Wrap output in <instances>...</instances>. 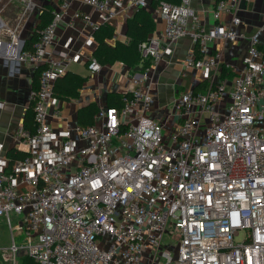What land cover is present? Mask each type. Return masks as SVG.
Returning <instances> with one entry per match:
<instances>
[{
  "label": "built area",
  "instance_id": "built-area-1",
  "mask_svg": "<svg viewBox=\"0 0 264 264\" xmlns=\"http://www.w3.org/2000/svg\"><path fill=\"white\" fill-rule=\"evenodd\" d=\"M82 1L99 18L89 45L100 25L127 8L156 4L164 32L139 45L142 63L149 64L123 92L121 108L100 106L94 123L68 120L55 129L49 116L65 119L55 82L81 54L47 47L73 0H58L53 19L27 51L21 29L4 13L18 2L24 20L41 6L0 0V60L40 67L30 92L34 126L17 129L28 152L12 162L0 159V217L12 239L8 247L0 245V264H264V47L252 40L231 87L212 75L220 69L221 51L207 54L210 41L242 36L236 15L241 0L218 1L214 18L224 12L233 17L210 30L187 26L193 15L187 0ZM181 37L195 41L201 53L187 54L185 66L200 70L210 84L182 92L172 112L160 113L139 81ZM88 67L98 72L102 65L93 57ZM156 113L164 119H155ZM11 211L22 215L19 224L12 225ZM170 221L178 244L163 247ZM17 235L23 236L19 243Z\"/></svg>",
  "mask_w": 264,
  "mask_h": 264
},
{
  "label": "crops",
  "instance_id": "crops-1",
  "mask_svg": "<svg viewBox=\"0 0 264 264\" xmlns=\"http://www.w3.org/2000/svg\"><path fill=\"white\" fill-rule=\"evenodd\" d=\"M46 3L56 7L58 0H45L42 4H38L37 0V4L41 7ZM187 5L193 11V15L187 19L189 28L199 25L210 30L217 22L230 23L233 17L231 12H224L217 21L213 16L215 0H187ZM155 8L156 4L146 9L152 12L156 21L155 30L149 37L158 38L164 32L165 23ZM135 12L136 10L132 8L124 9L113 21L108 23L114 29V39L128 42L127 23ZM11 14H13V25L9 21ZM22 14V5L13 2L5 11L4 18L10 25L24 29L25 20L22 21ZM236 15L241 19L237 30L242 36L234 41L214 39L209 42L207 50V54L221 51L220 69L212 75L215 81H224L229 87L244 68V59L252 40L256 39L258 44L264 47V0H246V7H240ZM98 22L96 9L85 4L82 0H73L59 22L54 42L47 47L48 51L56 54L60 51H68L71 54L79 52L81 60L71 62L67 66L66 73L75 72L86 78L77 97L61 100L60 110L65 119L57 120L52 115L49 116V123L55 129L65 127L68 120L78 123L79 108L91 102H95L98 107L108 105L107 96L109 93L122 94L134 85L135 74L142 73L144 70L142 62L136 66L141 70H135L136 67L131 69L130 65L122 60L102 65L98 72L89 69L88 61L94 57L97 41L95 39L94 43L89 45L86 40L93 32V24ZM32 28L25 36L23 33L25 40L30 36ZM197 46L196 42L189 37L176 39L172 43L171 52L165 53L149 72L147 78H142L139 81L141 87L148 88L152 92L155 99L154 107L159 109L160 113L172 112L175 100L182 92L186 90L203 91L210 84V81L203 77L200 70L185 66V57L189 53L196 52ZM197 54L201 55L200 52ZM36 69L37 66L31 62L13 63L0 60V144L4 145L0 147V159L8 158L11 161L9 151L12 149L21 153L28 152V147L17 137V129L23 125L30 105V92L33 89V76ZM260 86L264 87V81ZM160 113H156L154 118L164 119L165 115Z\"/></svg>",
  "mask_w": 264,
  "mask_h": 264
},
{
  "label": "trees",
  "instance_id": "trees-1",
  "mask_svg": "<svg viewBox=\"0 0 264 264\" xmlns=\"http://www.w3.org/2000/svg\"><path fill=\"white\" fill-rule=\"evenodd\" d=\"M169 1V0H167ZM181 3L182 0H171L170 2ZM220 0H215L217 3ZM155 5V4H153ZM152 5V6H153ZM55 6L50 3L44 4L37 15V22L30 32V36L25 40L23 50H33L34 44L38 40L42 29L53 19V10ZM156 21L152 12L146 8L137 9L134 15L128 19L127 36L128 42L114 39V29L108 23L100 25L94 32L97 41V47L93 56L101 65L111 64L116 60H122L128 63L131 69L135 68L141 61L139 45L149 39V35L155 30ZM198 52V50H196ZM149 62L143 63V68L148 66ZM40 67H37L33 76V88L38 86ZM85 77L75 73L68 72L57 79L54 86V94L61 100H69L79 95V89L83 86ZM124 93H109L107 104L121 108L124 105ZM33 106L30 103L23 125L27 128H33ZM98 105L91 102L79 108L77 113V122L82 126H87L95 121V115L98 112ZM26 153L20 151H9L11 162L16 158L24 157Z\"/></svg>",
  "mask_w": 264,
  "mask_h": 264
},
{
  "label": "rangeland",
  "instance_id": "rangeland-1",
  "mask_svg": "<svg viewBox=\"0 0 264 264\" xmlns=\"http://www.w3.org/2000/svg\"><path fill=\"white\" fill-rule=\"evenodd\" d=\"M37 1V0H36ZM45 0H38V4H42ZM38 9L37 11H34L31 16H27L24 23V29L23 27L21 28V35L24 36L26 33H29L30 29L33 27L37 14H38ZM24 17V16H23ZM10 24L13 25V14L10 15L9 18ZM23 21V19H22ZM24 30V31H23ZM10 218H11V223L12 225H17L19 224L20 220L23 218L22 215L16 214L13 211L10 212ZM23 236H16V241H21ZM241 237H238L237 239H240ZM12 243L11 239V230L10 226L7 224V219L6 217H0V245L5 248L10 246ZM19 243V242H18ZM178 244V236L176 235V230L173 228V223L170 221L167 226V230L163 235L162 238V246L163 247H169V246H176ZM172 249V248H171ZM4 250H1V253H3ZM172 256L174 255V250H171ZM166 260V258H163V262Z\"/></svg>",
  "mask_w": 264,
  "mask_h": 264
},
{
  "label": "water",
  "instance_id": "water-1",
  "mask_svg": "<svg viewBox=\"0 0 264 264\" xmlns=\"http://www.w3.org/2000/svg\"><path fill=\"white\" fill-rule=\"evenodd\" d=\"M240 7L245 8L246 7V0H241ZM135 70H141L140 67H136Z\"/></svg>",
  "mask_w": 264,
  "mask_h": 264
},
{
  "label": "bare ground",
  "instance_id": "bare-ground-1",
  "mask_svg": "<svg viewBox=\"0 0 264 264\" xmlns=\"http://www.w3.org/2000/svg\"><path fill=\"white\" fill-rule=\"evenodd\" d=\"M197 48H198V46H197Z\"/></svg>",
  "mask_w": 264,
  "mask_h": 264
}]
</instances>
